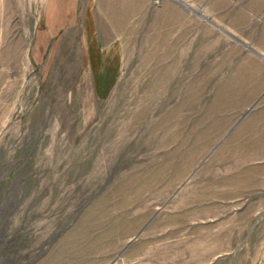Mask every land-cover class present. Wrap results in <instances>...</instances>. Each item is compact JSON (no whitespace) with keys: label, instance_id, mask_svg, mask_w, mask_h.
<instances>
[{"label":"rangeland","instance_id":"rangeland-1","mask_svg":"<svg viewBox=\"0 0 264 264\" xmlns=\"http://www.w3.org/2000/svg\"><path fill=\"white\" fill-rule=\"evenodd\" d=\"M48 1L0 0V264H264V0Z\"/></svg>","mask_w":264,"mask_h":264},{"label":"crops","instance_id":"crops-1","mask_svg":"<svg viewBox=\"0 0 264 264\" xmlns=\"http://www.w3.org/2000/svg\"><path fill=\"white\" fill-rule=\"evenodd\" d=\"M48 6L46 5V9H52L55 8L56 12H58V10L60 12L57 13V15H59L57 17L56 12L54 14V20H52L48 25H54L56 27L59 26H77L78 23L76 24V9L78 8L77 6V0H49L47 2ZM57 17V19H56ZM53 18V17H52ZM83 18V16H82ZM82 22V21H81ZM45 25V23H44ZM58 28V29H59ZM73 28V27H72ZM50 30V29H49ZM51 31V30H50ZM90 48H92V50L96 49H100L98 42L95 41L93 45H90ZM98 89H109L110 86L106 85V84H100L99 86H97Z\"/></svg>","mask_w":264,"mask_h":264}]
</instances>
